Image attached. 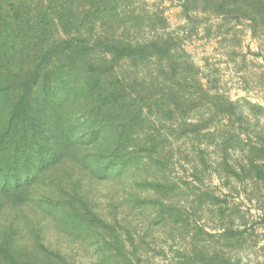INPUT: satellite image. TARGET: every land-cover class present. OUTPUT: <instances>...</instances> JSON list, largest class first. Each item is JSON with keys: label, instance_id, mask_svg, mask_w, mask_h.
<instances>
[{"label": "rangeland", "instance_id": "1", "mask_svg": "<svg viewBox=\"0 0 264 264\" xmlns=\"http://www.w3.org/2000/svg\"><path fill=\"white\" fill-rule=\"evenodd\" d=\"M216 2L0 0V264H264V19Z\"/></svg>", "mask_w": 264, "mask_h": 264}, {"label": "trees", "instance_id": "2", "mask_svg": "<svg viewBox=\"0 0 264 264\" xmlns=\"http://www.w3.org/2000/svg\"><path fill=\"white\" fill-rule=\"evenodd\" d=\"M101 1H104V0H101ZM216 1H218V0H212V2L214 4L219 3V2H216ZM222 1H224V0H222ZM234 1H236V4H238L240 6L248 7L252 12L255 13V18L256 17L258 18V16H259L262 19H264V0H234ZM104 12H106V10H104V9H98L97 11H95V13H99V14H104ZM83 42L85 44H87L88 41L85 40ZM116 43H117L116 41H112V42L110 41V46L113 47ZM65 44H69V42L65 41ZM123 47L125 49H127V50L128 49L132 50L133 51L132 55H134L133 57H140V58H142L144 56H148L150 58H154V54H156L158 56H164L165 54H168V56H169L170 54L172 55V50H173L172 45H171L170 42H168V40H162V41L151 40L150 42H145V43H142V44H140V43H135L134 44L132 42H129V43H123L121 45L120 49L122 50ZM69 79L73 80V77H69ZM85 86H86V88L88 90H93L92 84H86ZM32 89L33 88H30V91ZM56 89L59 90L58 87ZM200 89L204 90L203 86L200 85ZM101 90H102V93L107 91V90L104 91V89H101ZM32 91H34V90H32ZM106 95H108V99H105L102 102V104L100 105V107L90 108V110L87 111V114H83L82 116H85V117L89 116L87 118H92L94 116L93 114H96V115L99 116V115H102L104 113L105 114L108 113L110 110L113 111L114 108H115L114 107L115 104L117 105L118 103L121 102L120 101L121 99L119 97L120 93L118 95L117 91H111V92L107 91ZM179 98H182V99H185V100L191 99L188 96L186 97V95H182V97L179 96ZM30 106H31V108H33L32 105H30ZM72 127H73V129H75L78 132H84L85 131L83 129L84 127L83 128L82 127H77L76 125L73 126V124H72ZM90 128H88V130H90L89 132H92V133L94 132L95 133V130L94 129H90ZM53 153H54V151L52 150L50 154H53ZM13 158H14L13 162H12L13 166H11V170H13V172L16 174L15 175V179L13 178V180H18V181H16V184H15L16 187L21 186V181H19V179L21 177H19V176L22 174V178H23L24 177V172H25L24 171L23 173H20L19 168H18V166L20 164L28 172L26 177H30V176L35 175L33 173V171H31L32 170L31 168L34 167V168L38 169V168L42 167L46 163V158L43 157V154L40 152V149L36 152L35 159H30L28 157V155H26V153H23V152H21L20 154L16 153ZM2 162L3 161L0 159V176H2V174H6L4 169H7L6 166H3ZM18 163H20V164H18ZM12 186H13V181H11V179L10 180L9 179H5L4 184L2 186V190H7L8 188L10 189Z\"/></svg>", "mask_w": 264, "mask_h": 264}]
</instances>
